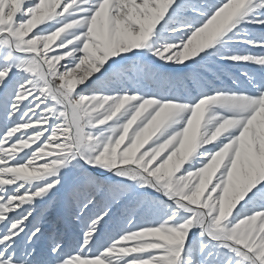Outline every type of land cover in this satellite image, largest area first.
<instances>
[{
  "label": "rangeland",
  "instance_id": "rangeland-1",
  "mask_svg": "<svg viewBox=\"0 0 264 264\" xmlns=\"http://www.w3.org/2000/svg\"><path fill=\"white\" fill-rule=\"evenodd\" d=\"M0 264H264V0H0Z\"/></svg>",
  "mask_w": 264,
  "mask_h": 264
}]
</instances>
